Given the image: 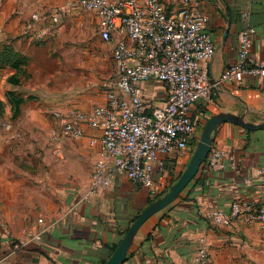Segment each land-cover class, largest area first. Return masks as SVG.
Returning a JSON list of instances; mask_svg holds the SVG:
<instances>
[{"label":"crops","instance_id":"1","mask_svg":"<svg viewBox=\"0 0 264 264\" xmlns=\"http://www.w3.org/2000/svg\"><path fill=\"white\" fill-rule=\"evenodd\" d=\"M161 2L170 11L182 4V0ZM201 7L215 46L209 66L214 81L237 60L239 32L245 25L255 28L252 53L264 59V0H201ZM244 10H249L246 21L241 17ZM92 22L98 30L94 13L70 0H0V41L11 42L33 65L37 54L47 56L52 37H73L78 27L82 39ZM32 64L18 83L6 86L16 99L17 120L15 126L11 124L13 130H0V264H105L152 196L148 188L124 177L107 190L90 193L99 148L89 144V137L99 130H87L72 146L59 142L51 147L52 130L40 128L50 124L48 109L52 108L55 120L58 112L96 105H89L85 92L62 94L52 81L57 78L41 76ZM10 69L16 73L17 68ZM140 87L152 108L165 106L164 82L150 79ZM218 112L264 122V80L245 77L239 83L216 84L212 99L196 102L191 115L199 125ZM215 137L225 141L228 159L236 167L209 170L202 164L180 196L143 224L124 264H196L201 240L207 244L211 264H264V229L259 223L236 220L222 226L205 215L209 207L229 211L233 202L260 200L258 168L264 165V128L250 130L226 122ZM196 145H191L192 150ZM71 156L80 166L92 169L81 187L67 185L75 165L63 167L68 159L71 163ZM42 229L41 240L31 239Z\"/></svg>","mask_w":264,"mask_h":264},{"label":"built area","instance_id":"2","mask_svg":"<svg viewBox=\"0 0 264 264\" xmlns=\"http://www.w3.org/2000/svg\"><path fill=\"white\" fill-rule=\"evenodd\" d=\"M70 1L96 16L98 36L110 47L116 78L102 103L56 113L51 140L58 144L62 138L81 139L87 130H99L89 137V144L99 148L90 193L107 190L124 177L148 188L152 197L160 196L188 164L194 152L191 145L199 139L193 105L211 100L216 84L239 83L245 77L264 80V59L252 53L255 28L245 25L240 30L237 60L214 81L209 66L215 46L201 0H182L171 11L161 0ZM241 17L248 20L249 10ZM53 21L58 17L53 16ZM150 79L166 84L164 107L152 108L145 102L140 84ZM203 164L209 170L236 167L228 159L227 144L216 137ZM258 186L260 200L233 202L229 211L209 207L206 217L217 225L245 220L264 229V165L258 168ZM44 231L33 233L31 239L41 240ZM211 263L207 244L201 240L196 264Z\"/></svg>","mask_w":264,"mask_h":264},{"label":"rangeland","instance_id":"3","mask_svg":"<svg viewBox=\"0 0 264 264\" xmlns=\"http://www.w3.org/2000/svg\"><path fill=\"white\" fill-rule=\"evenodd\" d=\"M77 29L80 30L78 27ZM79 30L74 32L75 36L73 37H61L57 35L52 37L50 39L49 51L46 52L47 56H45V53L37 54L34 65L32 64L33 61L31 63L29 62V58L21 59L22 64L20 68H17L15 74L11 73L8 65H0V98L4 101V111L0 114V130H13V127H10L11 124L15 126L16 122L14 119L17 117L15 96L12 92H6V86L11 82V76L14 75L19 79L23 71L25 72L27 69L26 67L31 66V64L38 74L41 73V76L45 74L56 77L57 79L52 78V81L57 82L55 87L61 90L59 92L62 94L68 95L71 90L76 91V94H83L85 92L86 100H88L91 107L103 102L107 89L116 78V66L111 58L110 47L99 38L95 22H92L88 27L86 26L84 32L85 37L82 39L79 37ZM11 46L13 44L8 42V40L0 41V49ZM60 57L62 64L60 63ZM60 65H63V67H60ZM58 83H60V86H58ZM51 109H48L49 119L51 117L50 124H47L44 128H40V130H53L57 126L58 120L56 116L55 120L51 116ZM19 122L21 121L19 120ZM204 124V120L203 122L202 120L199 122V138ZM14 130L19 129L14 128ZM18 140H16V143L20 142ZM76 140L78 139L62 138L59 141L61 144L72 146ZM50 144L51 147H54V145L58 146L57 142L52 140H50ZM51 151L53 150L51 149ZM53 158L59 159V156L54 155ZM70 158H72L71 163L67 158L66 166L63 167V169H70L72 163L75 165L70 171L69 178L72 182L70 181L67 185H72V188L81 187L83 180H85L83 178L88 177L92 169L88 166H80L77 164L75 157L71 156Z\"/></svg>","mask_w":264,"mask_h":264},{"label":"water","instance_id":"4","mask_svg":"<svg viewBox=\"0 0 264 264\" xmlns=\"http://www.w3.org/2000/svg\"><path fill=\"white\" fill-rule=\"evenodd\" d=\"M233 122L243 126L250 130H258L264 128V122L254 123L245 120L240 114H234L231 112H218L210 116L203 127L201 136L197 142L193 155L186 168L181 173L180 177L170 187L168 192L160 196L158 199L150 203L133 221L129 226L127 232L123 236L122 240L118 244L117 248L110 256L105 264H122L130 248L135 242V238L143 224L155 213L167 207L174 200H176L180 193L190 183V181L196 176L201 165L204 163L207 155L211 149L212 143L214 142L215 135L219 127L226 123Z\"/></svg>","mask_w":264,"mask_h":264},{"label":"trees","instance_id":"5","mask_svg":"<svg viewBox=\"0 0 264 264\" xmlns=\"http://www.w3.org/2000/svg\"><path fill=\"white\" fill-rule=\"evenodd\" d=\"M17 57H19V58H17ZM23 57L24 56H22L19 52L14 50L13 46L7 47L4 49H0V65L1 66L8 65V66L13 67V68H20V66L22 64L21 59H23ZM10 80H11V83H15V84L18 83V81H20L14 75L11 76ZM3 111H4V101L2 100V98H0V114H2ZM248 132L251 133V131H248ZM260 166H262V165H260ZM170 169H172V168L170 167ZM180 175H181V173L178 175V178L180 177ZM165 193L166 192L162 193L160 196H162ZM160 196L152 197L151 200L149 201V203H152L153 201L158 199ZM117 246L118 245L113 247V252L115 251ZM122 264H124V263H122Z\"/></svg>","mask_w":264,"mask_h":264}]
</instances>
